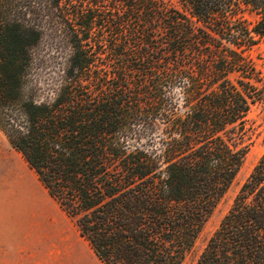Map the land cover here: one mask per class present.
Returning <instances> with one entry per match:
<instances>
[{
  "label": "trees",
  "instance_id": "obj_1",
  "mask_svg": "<svg viewBox=\"0 0 264 264\" xmlns=\"http://www.w3.org/2000/svg\"><path fill=\"white\" fill-rule=\"evenodd\" d=\"M176 1L0 0V131L102 264L182 263L263 98L264 0ZM194 264H264V153Z\"/></svg>",
  "mask_w": 264,
  "mask_h": 264
},
{
  "label": "crops",
  "instance_id": "obj_2",
  "mask_svg": "<svg viewBox=\"0 0 264 264\" xmlns=\"http://www.w3.org/2000/svg\"><path fill=\"white\" fill-rule=\"evenodd\" d=\"M0 135L9 144L1 131ZM3 147L0 139V264H67L69 249L73 250L68 238L72 232L69 223L88 245L87 241L25 160L33 171L32 177L25 178L23 173L13 170L4 171V166L10 163ZM30 184H38V190ZM88 248L100 262L89 245ZM73 261L88 264L77 252Z\"/></svg>",
  "mask_w": 264,
  "mask_h": 264
},
{
  "label": "rangeland",
  "instance_id": "obj_3",
  "mask_svg": "<svg viewBox=\"0 0 264 264\" xmlns=\"http://www.w3.org/2000/svg\"><path fill=\"white\" fill-rule=\"evenodd\" d=\"M168 4L179 7L176 0H165ZM242 19L245 20L247 24H252L256 20L257 16L247 10H244L240 13ZM244 55L252 61L255 69L259 71L261 74L264 73V43L258 42L256 45H253L249 49L244 51ZM257 87L263 88V98L260 101H256L252 104L250 111L248 113V137L244 139V143L247 144V149L241 165L235 174L234 179L231 184L227 188L224 195L221 197L217 205L214 207L206 221L204 222L201 231L196 237L192 247L185 255L181 264H194L196 258L199 253L203 249L204 245L208 237L217 227L221 217L225 214L227 209L229 208L231 201L237 192L240 184L244 181L253 165L256 163L258 158L264 153V83L261 81L252 80ZM0 139L4 144V155L9 161V165L4 166V171H16L24 174V177H32L33 171L30 170L26 164L24 159L20 154L15 152L9 144L6 142L4 138L0 135ZM30 174V175H29ZM26 183V181L24 182ZM31 187L38 190V184L31 185ZM69 228L72 232H69L68 238L69 241L73 244V250L68 253L67 264H74L73 255L77 252L78 254H82L84 258L87 260L88 264H102L99 262L90 252L88 245L86 242L78 235V233L70 226ZM49 264V263H45Z\"/></svg>",
  "mask_w": 264,
  "mask_h": 264
}]
</instances>
